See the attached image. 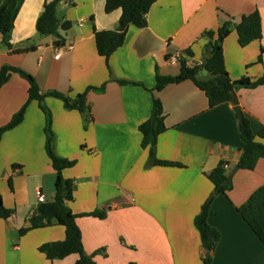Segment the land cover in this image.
I'll list each match as a JSON object with an SVG mask.
<instances>
[{
  "label": "crops",
  "instance_id": "0c3cea01",
  "mask_svg": "<svg viewBox=\"0 0 264 264\" xmlns=\"http://www.w3.org/2000/svg\"><path fill=\"white\" fill-rule=\"evenodd\" d=\"M52 1V0H48ZM45 0H24L10 33V49L1 41L0 70L21 69L41 94L70 99L88 88L82 116L59 99L46 96L54 134L53 151L74 161L62 172L73 182L68 207L77 215L83 249L95 264H202L206 252L194 219L213 194L206 175L220 162L231 177V190L215 195L208 223L219 239L211 264H264V245L242 219L238 208L264 185V159L253 170H236L243 143L239 119L231 103L210 108L204 92L191 81L152 91L155 77L175 76L180 62L201 65L208 54L204 32H216L226 21L230 34L222 43L226 71L232 81L264 75V0H157L146 16L147 26H130L124 42L105 60L96 51L94 32L115 30L120 10L105 13V0H72L58 5L56 15L69 22L59 30L62 45L35 30ZM258 12L261 39L242 48L234 25ZM60 52L58 59L54 56ZM260 62L258 63V60ZM208 76L199 71L197 78ZM120 81L135 83L120 84ZM28 82L11 74L0 87V127L26 103ZM153 97L159 99L165 131L156 140V158L179 166H147L139 126L150 117ZM242 115L253 134L264 130V85L236 91ZM45 115L36 101L23 121L0 139V198L13 214L0 219V264H75L77 255L47 260L38 251L45 243L65 239L62 226L39 228L19 236L40 204L53 198L55 171L45 151ZM264 144V139H258ZM101 210L104 219L81 216Z\"/></svg>",
  "mask_w": 264,
  "mask_h": 264
},
{
  "label": "trees",
  "instance_id": "16d2710c",
  "mask_svg": "<svg viewBox=\"0 0 264 264\" xmlns=\"http://www.w3.org/2000/svg\"><path fill=\"white\" fill-rule=\"evenodd\" d=\"M24 0H0V35L2 44L10 49L9 38L14 26V20ZM72 0H45L42 12L35 23V30L41 37L54 38V45H62L63 38L59 30L66 31L70 28L69 22L60 21L57 18L56 11L60 3ZM157 0H105L104 11L109 14L115 10H120L121 15L118 26L115 30L95 31L94 41L98 55L105 60L122 46L126 32L130 26L143 29L147 26L146 16L151 7ZM231 22L226 21L216 32L208 31L203 33L207 39L205 51L207 58L203 59L201 65L188 67L184 61H180L179 73L175 76L161 77L156 75L155 86L152 91L159 92L171 84H179L183 81H191L199 90L204 92L208 99L210 108L220 104L231 103L238 105L236 91L241 88L254 89L264 85V75L250 80L241 78L232 81L226 71L222 52V43L230 34ZM237 35L238 45L242 48L248 46L254 41L261 39V20L258 12L242 16L240 22L233 26ZM260 59L258 60V63ZM205 71L209 74L207 80L197 78L199 71ZM18 74L28 82V98L22 108L11 118L4 126L0 127V139L2 135L16 126L24 119L26 108L31 101H36L40 110L45 115V151L50 159L51 166L56 174L54 183L53 198L49 202L40 203L34 214L29 218V226L18 231L19 236L29 231L51 227L62 226L65 229V239L61 242L45 243L39 246L38 251L46 257L47 260H62L69 255H77L78 260L75 264H95L91 256L85 254L80 230L76 225L77 215H74L68 203L73 200V182L65 179L62 172L72 168L74 161H70L57 156L53 151L54 134L51 130L49 112L44 105L46 96H52L62 101L67 110H77L82 116L88 112L85 105L86 94L88 91H101V88H88L82 94L70 99L59 93L52 92L41 94L34 79L23 72L21 69L3 66L0 70V87L9 79L11 74ZM120 84H134L120 81ZM141 134V148L148 149L147 166H179L171 162L161 161L156 158L155 145L157 137L165 131L164 114L161 102L153 97L152 110L150 117L138 128ZM239 133L243 143L242 155L235 167L236 170H253L259 159H264V144L258 139H264V130L257 135L253 134L249 120L242 117L239 121ZM225 163L220 162L209 172L206 177L213 186V194L202 205L200 213L194 219V226L198 231L202 243V248L206 252L202 264H211L210 253L214 250L218 239V231L208 223L210 205L215 195H224L231 190V177L224 169ZM238 212L253 233L264 245V185L257 189L246 201L238 208ZM13 214V211L6 209L0 198V219H7ZM99 219L105 218V213L96 210L91 213L82 214ZM133 264V263H131Z\"/></svg>",
  "mask_w": 264,
  "mask_h": 264
},
{
  "label": "built area",
  "instance_id": "2783aa9c",
  "mask_svg": "<svg viewBox=\"0 0 264 264\" xmlns=\"http://www.w3.org/2000/svg\"><path fill=\"white\" fill-rule=\"evenodd\" d=\"M60 56V52L58 51L57 54L54 56L55 59H58V57ZM169 61L171 64H175L177 62H180L179 61V58L177 56H173L171 58H169ZM226 168V166H224V169ZM37 200L39 203H43L45 202V199H44V196L41 192H37Z\"/></svg>",
  "mask_w": 264,
  "mask_h": 264
},
{
  "label": "water",
  "instance_id": "95a60500",
  "mask_svg": "<svg viewBox=\"0 0 264 264\" xmlns=\"http://www.w3.org/2000/svg\"><path fill=\"white\" fill-rule=\"evenodd\" d=\"M207 57H208V56H207ZM234 111H235V113L237 114L238 119H239V121H240V120L242 119V117H243L240 108H239L238 106H235V107H234Z\"/></svg>",
  "mask_w": 264,
  "mask_h": 264
},
{
  "label": "rangeland",
  "instance_id": "374dc122",
  "mask_svg": "<svg viewBox=\"0 0 264 264\" xmlns=\"http://www.w3.org/2000/svg\"><path fill=\"white\" fill-rule=\"evenodd\" d=\"M200 78H201V79H207V78H208V76H207V75H205V77H204V78L200 76Z\"/></svg>",
  "mask_w": 264,
  "mask_h": 264
}]
</instances>
